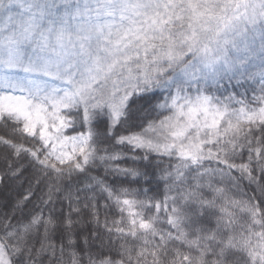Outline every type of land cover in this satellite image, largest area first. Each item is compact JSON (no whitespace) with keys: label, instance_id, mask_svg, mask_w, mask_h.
Here are the masks:
<instances>
[{"label":"trees","instance_id":"16d2710c","mask_svg":"<svg viewBox=\"0 0 264 264\" xmlns=\"http://www.w3.org/2000/svg\"><path fill=\"white\" fill-rule=\"evenodd\" d=\"M37 2L51 7L46 14L52 20L83 0ZM16 7L0 0L1 14ZM193 87L239 125L235 135L199 155L158 153L129 142L175 111L174 88L155 81L124 100L133 93L157 96L152 107L135 110L119 137L127 141L123 147L107 136L90 142L87 132L54 143L48 151L59 153L58 171L83 164L89 149L96 150L82 171L55 180L50 170L41 175L32 158L46 155L45 145L56 140L49 123L58 132L61 109L77 101H59L52 117L34 124L24 110L1 111L0 243L10 264H264V64L217 81L195 80ZM32 104L51 106L46 99ZM98 104L112 114L107 102Z\"/></svg>","mask_w":264,"mask_h":264},{"label":"rangeland","instance_id":"374dc122","mask_svg":"<svg viewBox=\"0 0 264 264\" xmlns=\"http://www.w3.org/2000/svg\"><path fill=\"white\" fill-rule=\"evenodd\" d=\"M12 1L17 11L0 13V68L13 75H0V87L15 90L0 92V112L24 110L34 124L52 117L59 101L95 99L107 102L116 120L132 91L163 81L175 90V111L129 142L158 153L199 155L238 132L193 83L264 64V0L247 6L237 0H83L52 20L46 14L51 7L39 0ZM29 80L56 90L22 89ZM45 99L48 108L32 104ZM234 256L236 263L244 259ZM0 264H10L1 243Z\"/></svg>","mask_w":264,"mask_h":264},{"label":"snow or ice","instance_id":"6c2138e0","mask_svg":"<svg viewBox=\"0 0 264 264\" xmlns=\"http://www.w3.org/2000/svg\"><path fill=\"white\" fill-rule=\"evenodd\" d=\"M24 46H21L23 52ZM26 58V53H24ZM0 75H13L11 69L0 68ZM20 87L27 88L28 90H35L37 92L52 88L56 90L55 86H50L47 82L37 83L29 80L26 85L21 84ZM15 89L13 86L7 88L0 87V92H13ZM156 94L145 95L133 93L131 97H128L123 106L122 113H116L117 119L113 120L112 114L108 112V109L103 105L97 103L95 99H89L87 101H79L61 109L58 114V118L54 121L55 125L58 126L59 131L57 132L53 127V122L49 123V131L55 132L56 140H50L43 151L46 155L37 154L36 157L32 158V164L38 165L39 169H43L41 175L48 177L49 170L53 175L50 179L55 180L61 178L64 175H71L74 171H82L87 164L94 161L96 150L94 148L89 149L87 158L83 164L76 163L74 161L73 167L68 171H58L54 165V162L59 159V153L55 151H48L52 148V145L62 138V136L73 137V133H85L89 134V141L98 139L101 136H107L113 141V145L123 147L127 141H123L119 137L128 128L131 127V121L135 114V110H144L153 106L156 101ZM7 119V117H5ZM62 121V122H61ZM3 121H0L2 123ZM10 123H17L16 121H9ZM22 124V122H20ZM102 127V130H101ZM34 138V137H33ZM29 156L31 154L29 153ZM103 153H101V159L103 160ZM118 158V157H117ZM31 164L24 170L28 171L31 168ZM130 174V173H129ZM138 175V173H137Z\"/></svg>","mask_w":264,"mask_h":264}]
</instances>
